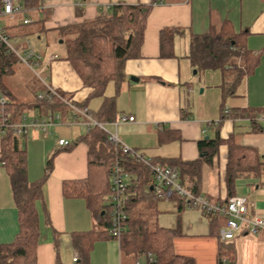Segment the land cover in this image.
<instances>
[{
    "label": "crops",
    "instance_id": "1",
    "mask_svg": "<svg viewBox=\"0 0 264 264\" xmlns=\"http://www.w3.org/2000/svg\"><path fill=\"white\" fill-rule=\"evenodd\" d=\"M159 1L152 4L146 18L139 56L125 61V78L118 85L107 82L102 95L91 94L93 88L82 82L68 60L60 58L65 49L63 54H57L51 40L56 43L60 39L58 43H62L60 29L93 20L100 7L117 2L147 4L151 0H83L80 15L75 12V0H39L38 6L31 9L24 8L22 0H13L21 9L12 15L0 13V27L19 47L30 43L40 55L38 66L45 81L39 75L37 92L42 87L51 88L75 102H84L93 113H98L106 100L113 99L112 119L100 122L104 131L144 158L160 164L192 161L200 156L199 140L219 137L252 149L264 161V0ZM165 28L179 32L174 35L173 55L160 57L159 32ZM212 29H223L234 36L253 58L251 70L231 94L223 93L222 70L205 69L220 75L212 83L210 73H204L200 82L205 86L200 89L199 82L191 77L190 38ZM30 35L40 43L28 40L19 43L18 39ZM238 59L236 68L225 70V80L229 83L235 70L245 64L246 57ZM207 88H212V92ZM210 96H213L211 101ZM224 109L230 113H224ZM122 115L133 116V120L120 121ZM62 125L68 127L62 129ZM56 126L50 128L48 135L30 128L24 142L28 182L43 176L47 160L53 155L52 170L42 181L40 196L34 203L38 224L34 264H83L73 236L90 230L101 232L103 227L95 226L84 198L65 194L62 187L64 181L87 176V145L78 141L65 150L57 144V139L71 142L86 129L81 124ZM228 144L221 143L212 162L202 164L197 179L198 193L212 201H224L231 195L245 196L252 203L248 206V216L264 211V172L237 177L229 193ZM154 200L156 225L177 231L171 238L175 254L190 257L195 264H219L220 255L230 254L233 264H264V231L250 234L243 230L233 239L223 240L219 230L225 226L224 216L209 218L177 198ZM18 228V208L8 171L0 162V244L12 242ZM112 239L95 238L87 264H147L151 258L124 255L118 239L116 242ZM95 254L101 256V261L95 259ZM74 255H77L75 261Z\"/></svg>",
    "mask_w": 264,
    "mask_h": 264
},
{
    "label": "trees",
    "instance_id": "2",
    "mask_svg": "<svg viewBox=\"0 0 264 264\" xmlns=\"http://www.w3.org/2000/svg\"><path fill=\"white\" fill-rule=\"evenodd\" d=\"M75 1V12L80 15L83 0ZM156 1L151 0L147 4L113 3L100 7L93 20L71 24L60 29V37L65 49L64 56L60 58L68 60L82 82L93 88L92 95H102L107 82L113 81L118 85L125 78L124 63L129 58L139 56L146 18L152 4ZM22 2L23 7L27 9L35 8L39 4V0H22ZM2 7L0 0V9ZM178 32L179 29L174 28H165L159 32L160 57L173 55V39ZM238 55L246 57L245 64L242 68L234 69L233 79L229 83L225 80V70L230 67L236 68L235 60ZM188 58L197 70H222L224 77L221 87L224 95L231 94L236 84L253 66V58L247 55L234 36H230L223 29H212L201 35H193L189 42ZM16 60H18L17 57L12 52H8L6 46L0 42V91L8 100L7 110L11 121H17L21 114L28 111L39 116L57 112L63 118L68 117L71 114V108L59 97L50 94L47 87H42L40 92H34V98L27 102H16L11 99L2 84V78L13 71ZM56 92L61 97L67 98L63 93ZM39 94L42 95L41 98L38 97ZM77 105L86 106L84 102ZM90 113L98 122L112 119L113 99L106 100L98 113L92 111ZM26 137V134H16L11 129L5 130L0 139V162H3L8 171L19 221L14 240L7 244H0V264L35 263L38 224L34 203L40 196L42 181L52 170L53 155L47 160L43 176L37 181L28 182L24 147ZM78 141L87 145V176L83 179L64 181L62 188L65 194L84 198L93 214L95 226L103 227L101 232L90 230L73 236L74 245L83 261L81 263H88L89 252L95 238L112 237L108 233L110 222L108 181L110 167L118 160L129 173L130 181L126 188L127 199L124 204L127 215L126 230L118 239L122 254L135 258L145 256L149 259L151 257L147 264H195L192 258L174 253L171 238L177 231L156 225L154 217L156 195L151 189L153 183L150 169L133 155L122 152L121 148L111 142L108 134L99 126L91 127L88 132L78 135L62 148L70 150ZM225 141L229 143L226 182L228 191L231 193L237 177L248 174L260 175L264 172V161L252 149L219 137L204 138L197 143L200 153L197 159L174 160L165 165L178 172L179 181L184 187L198 193L197 179L202 164L211 163L218 146ZM148 193L151 201L146 205V211H138L141 206L137 203H142ZM176 198L184 202L182 198ZM206 216L213 218L218 215ZM219 264H233L232 255H220Z\"/></svg>",
    "mask_w": 264,
    "mask_h": 264
},
{
    "label": "built area",
    "instance_id": "3",
    "mask_svg": "<svg viewBox=\"0 0 264 264\" xmlns=\"http://www.w3.org/2000/svg\"><path fill=\"white\" fill-rule=\"evenodd\" d=\"M160 0L159 2H161ZM3 7L0 9L1 14L12 15L13 12L21 9L20 5H15L13 0H1ZM28 21V20H27ZM0 42L4 44L8 52H12L17 59L31 69L38 67L40 55L34 50L30 43L24 48H17L12 45L10 37L5 30L0 28ZM50 94L56 95L66 105L71 108V114L63 118L59 113H50L46 116L31 115L27 113L21 114L17 121H11L10 113L7 110L8 100L0 91V139L5 130H13L16 134H27L30 128L38 129L43 135L50 133V128L58 124H81L88 132L91 127L99 126L104 130L103 124L98 122L90 113L86 106H79L78 102H73L72 99L61 97L55 90L48 88ZM42 97L41 94L38 95ZM228 109H224L227 113ZM120 121H132L133 116L122 115ZM109 140L121 148L124 153L133 155L138 161L146 165L152 173V189L156 197L160 200L169 201L173 198L180 197L184 202L191 207L199 209L203 214H217L225 217V226L220 228L219 235L223 240L233 239L236 233L246 230L250 234H255L258 231H264V211L253 212L250 216L247 215L248 206L252 205L245 196L231 195L224 201H212L207 197L192 192L184 187L178 178V172L170 166L160 163H154L150 159L144 158L137 151L119 142L115 135H109ZM69 141L58 138L59 146L67 145ZM125 178H128L125 181ZM129 173L116 160L110 167L109 176V214L110 222L108 233L112 237L119 239L121 234L126 230V212L124 204L127 199L126 188L129 185ZM72 260H77V255L72 257ZM136 264H139L136 262Z\"/></svg>",
    "mask_w": 264,
    "mask_h": 264
},
{
    "label": "rangeland",
    "instance_id": "4",
    "mask_svg": "<svg viewBox=\"0 0 264 264\" xmlns=\"http://www.w3.org/2000/svg\"><path fill=\"white\" fill-rule=\"evenodd\" d=\"M1 26V25H0ZM27 40L31 43H40L39 39H37L35 36H28L27 38H21L18 39L19 43H24L27 42ZM10 41L12 43V45H14L15 47L21 49V47H19L16 42H14V39L10 38ZM60 41V39H57L56 43L53 42V40H51V46L53 47V49L55 50V52H57V54H63V48H64V43H58ZM238 58H240V56L238 55ZM236 59L235 61H239V59ZM194 70H196V72H194ZM204 73H210V80L209 82H216L215 80L217 78H219V72H209L207 70H198L193 67L191 70V77L193 78V81L198 83V85H200L199 89L202 88L203 83H201L200 81H202V75ZM39 75L42 77V73L41 70L38 67L31 69L28 66H26L24 63L20 62L19 60H16L13 64V71L10 74H6L3 76L2 78V84L5 87V89L7 90L8 94L11 96V99L13 101H21V102H27L31 99L34 98V92L38 91V87L40 86V79H39ZM43 81H45V79L42 77ZM209 89V93L212 92V88H207ZM206 89V92H207ZM199 93V92H198ZM197 93V94H198ZM214 93V92H213ZM210 100H212L213 96H210ZM29 116L32 115V113L30 111H28L27 113ZM56 126V125H55ZM59 127V126H56ZM62 129L67 128L68 126L66 125H62L61 126ZM83 130V128H81ZM128 178H125V181H127ZM145 191H147V189L145 188ZM148 192V191H147ZM148 196V198H147ZM149 193L146 195V198L142 200V203H137L138 205H140L141 207L138 208V211H146V205L151 201L149 199ZM144 203V204H143ZM111 241L116 242L117 239L114 238ZM91 256V255H90ZM101 258V256H99L98 254H95V259L99 260ZM101 261V259H100Z\"/></svg>",
    "mask_w": 264,
    "mask_h": 264
},
{
    "label": "water",
    "instance_id": "5",
    "mask_svg": "<svg viewBox=\"0 0 264 264\" xmlns=\"http://www.w3.org/2000/svg\"><path fill=\"white\" fill-rule=\"evenodd\" d=\"M194 72H196V70H194ZM102 213V212H101Z\"/></svg>",
    "mask_w": 264,
    "mask_h": 264
}]
</instances>
